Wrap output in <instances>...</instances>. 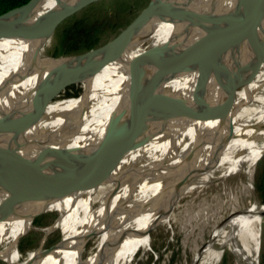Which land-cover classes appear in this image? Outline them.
<instances>
[{"label":"bare ground","instance_id":"bare-ground-1","mask_svg":"<svg viewBox=\"0 0 264 264\" xmlns=\"http://www.w3.org/2000/svg\"><path fill=\"white\" fill-rule=\"evenodd\" d=\"M37 3L36 11L41 13L56 1ZM157 24L139 30L119 60L91 75L67 78L63 85L48 88L42 95L48 99L32 111L39 113L37 120L15 136L17 141L31 150L46 144L75 147L95 141L108 117L126 105L131 86L129 57L146 45L172 39L161 32L168 22ZM52 30V22L27 17L0 31V113L28 104L39 77L53 63L44 54ZM252 37L256 41L246 53L241 44L237 46V56L243 67H251L252 76H245V84L236 89L234 105L223 118L177 115L195 98L202 80L197 69L182 70L148 95L147 132L155 134L122 158L105 182L58 185L32 200L0 185V256L20 264H128L133 254L151 248L149 231L156 223L179 227L187 237V221L180 219L179 207L209 196L211 186L232 173L248 176L264 151V10L253 25ZM71 84L79 91L61 95ZM207 88V95L218 98L213 83L209 81ZM240 185L235 193H226L223 210L213 215L211 231L191 249L188 264L218 263L221 250L230 248L234 234L235 264H256L264 202L252 201L243 207L240 199L249 188ZM68 193L75 196L63 208L58 206L67 197L54 199ZM42 205L45 210L59 209L54 222L43 230L58 227L71 215L73 226L50 249L40 246L19 251L18 238ZM78 211L81 216L74 214Z\"/></svg>","mask_w":264,"mask_h":264},{"label":"water","instance_id":"water-1","mask_svg":"<svg viewBox=\"0 0 264 264\" xmlns=\"http://www.w3.org/2000/svg\"><path fill=\"white\" fill-rule=\"evenodd\" d=\"M55 1L41 13L36 11L38 0L1 11L0 31L27 17L50 21L54 30L65 17L96 0ZM263 10L264 0H148L101 44L73 53H44L53 63L39 77L28 104L0 113V185L15 196L32 200L58 185L105 182L122 158L155 134L147 132L148 95L182 70L195 68L202 80L195 98L177 115L223 118L234 105L237 86L248 75L245 70L240 74L243 62L237 46L241 44L243 53L253 46V25ZM160 20L168 22L161 32L172 39L146 45L129 57L131 86L126 105L122 112L108 117L95 141L75 147L46 144L35 150L17 141L15 136L37 120L39 113L33 115L32 111L48 99L42 98L48 88L63 85L67 78L91 75L104 64L119 60L139 30L157 27ZM209 81L216 86L215 94L219 90L218 98L207 95Z\"/></svg>","mask_w":264,"mask_h":264},{"label":"rangeland","instance_id":"rangeland-1","mask_svg":"<svg viewBox=\"0 0 264 264\" xmlns=\"http://www.w3.org/2000/svg\"><path fill=\"white\" fill-rule=\"evenodd\" d=\"M147 1L148 0H96L76 11L75 18L82 21H86L88 18L104 19L102 22V26L105 25V27H107V30L104 29L100 32L99 41L97 43L98 45L113 36L118 30H120L125 25V23L128 22L138 12V10L147 3ZM113 8L118 11L115 12V16L118 18L117 20L119 22H117V24L114 25L111 29L108 28V25L111 24L110 16L113 13ZM53 31L54 30H52V35L48 39V42L44 48V51L47 54H52L54 49L55 39L53 36ZM244 70L246 75L247 73L249 74L248 79L251 78V67L245 65ZM244 84L245 81L240 82L237 88L241 87ZM20 87L22 86L19 85V89ZM77 91H79V87L71 84L65 87V90L61 93V95H70L76 93ZM263 153L264 151L254 163L248 176L243 172H235L236 174L232 173L225 177V180H223V182L213 184L210 188L211 191L209 193V196L207 195L206 197L197 200L193 199L191 204H183L179 207L177 213L180 216V219L184 217V219L187 221L185 225L186 228L189 229V235L187 237L184 238L183 231L178 226V228H176L175 226H171L169 223H156L153 225V227L150 228L149 231L151 236V248L147 249L145 252L140 251L139 253L137 252L136 255L133 254L132 257L135 256V258L132 259L128 264H188L190 260H192L193 256L191 249L195 245H199V243H202V241L207 238L209 232L211 231L212 225L210 223H212L213 215H215L216 213L219 214L220 211L223 210L224 205L221 206V203H224V201L226 200V193H235L237 189H241L240 182L249 188L248 194L242 196L240 199L241 204L243 203V207L248 206L252 203V201L264 202V200L259 197L255 186L256 172L258 169L257 163L258 160L262 159V157L264 156ZM74 196V193H68L54 200L67 197V200L65 202H63L61 205H58L62 206L63 208V206L67 204L69 199ZM45 205H42V207L40 208H43ZM53 207H50L47 210L43 208L41 209L42 211L40 210L32 217L30 227L18 238L17 245L19 251L26 252L30 249L40 246L50 249L71 230L74 223V216L72 215L69 216L64 221V223H62L58 227L51 229L48 232L43 230L42 227L54 222L59 214L58 208L50 210ZM74 214H78L79 216H81V211H78ZM261 217L262 225H260L259 251L257 254L256 264H260L261 253L264 252V211L261 214ZM234 241L235 234L232 245L230 246V248L226 247L221 250L220 261L216 264L236 263L235 255L231 252ZM89 244L90 243L88 241V243L84 247V250L88 249ZM0 264L20 263H13V261L9 258L0 256Z\"/></svg>","mask_w":264,"mask_h":264},{"label":"trees","instance_id":"trees-1","mask_svg":"<svg viewBox=\"0 0 264 264\" xmlns=\"http://www.w3.org/2000/svg\"><path fill=\"white\" fill-rule=\"evenodd\" d=\"M24 1L26 0H0V12ZM112 10L111 24L108 25V28L111 29L119 22L115 16V12L118 11L114 8ZM103 20L102 18H88L86 21H82L75 18V13L65 17L54 28L55 43L52 54L79 52L96 46L100 32L107 28L105 25L102 26ZM257 166L255 186L259 197L264 200V156L258 160ZM235 249L233 246L231 252L234 253ZM260 264H264V252L261 253Z\"/></svg>","mask_w":264,"mask_h":264}]
</instances>
